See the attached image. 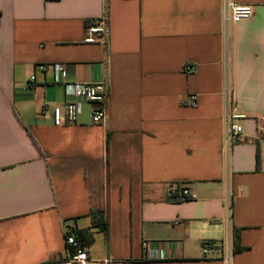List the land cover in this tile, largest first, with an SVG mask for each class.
I'll return each instance as SVG.
<instances>
[{"label": "crops", "instance_id": "crops-1", "mask_svg": "<svg viewBox=\"0 0 264 264\" xmlns=\"http://www.w3.org/2000/svg\"><path fill=\"white\" fill-rule=\"evenodd\" d=\"M227 3L253 17L231 23ZM99 17L103 42L84 44ZM54 63L107 87L102 124L84 105L53 125L62 87L37 71L26 87ZM172 184L194 198L168 201ZM65 234L89 264H264V0H0V264H69Z\"/></svg>", "mask_w": 264, "mask_h": 264}, {"label": "built area", "instance_id": "built-area-1", "mask_svg": "<svg viewBox=\"0 0 264 264\" xmlns=\"http://www.w3.org/2000/svg\"><path fill=\"white\" fill-rule=\"evenodd\" d=\"M223 18L228 19L233 24L247 21L253 17L254 10L251 5H237L227 3L223 5ZM84 44H95L103 42L108 32V26L105 17L92 18L85 21ZM192 67H187L191 71ZM36 71L44 75L50 73L54 84L60 85L63 89L64 103L62 106H54L51 109L52 122L54 126H69L77 123L78 117L82 113L84 105L88 107V117L93 125H100L106 118V107L108 98V89L102 83H76L67 81V72L63 64H40L35 66L33 73L27 81V90H31L37 84ZM190 107L196 106L194 96L188 97ZM241 118L238 115H232L231 121L226 125L222 146L224 151L229 149L239 140L242 135V127L237 122ZM194 198L187 187L179 185H170L167 189V200L171 202H187ZM214 242L207 241L201 245L202 253L206 254ZM142 253L145 258L158 259L160 257L159 246L153 247L148 241L141 245ZM63 256L65 262L69 264H89L88 256L83 245L74 235L65 234ZM224 261L230 263V254H225Z\"/></svg>", "mask_w": 264, "mask_h": 264}, {"label": "trees", "instance_id": "trees-1", "mask_svg": "<svg viewBox=\"0 0 264 264\" xmlns=\"http://www.w3.org/2000/svg\"><path fill=\"white\" fill-rule=\"evenodd\" d=\"M258 162H259L258 154H256V167L258 166ZM233 242H234L233 252H238L240 249H239V245H238L239 244V237H238V230L237 229H235L233 231Z\"/></svg>", "mask_w": 264, "mask_h": 264}]
</instances>
